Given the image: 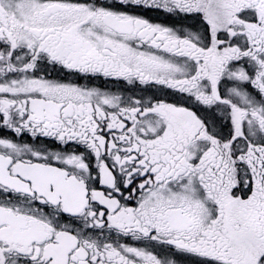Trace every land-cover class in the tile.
Returning a JSON list of instances; mask_svg holds the SVG:
<instances>
[{
  "label": "snow or ice",
  "instance_id": "obj_1",
  "mask_svg": "<svg viewBox=\"0 0 264 264\" xmlns=\"http://www.w3.org/2000/svg\"><path fill=\"white\" fill-rule=\"evenodd\" d=\"M0 264H264V0H0Z\"/></svg>",
  "mask_w": 264,
  "mask_h": 264
}]
</instances>
